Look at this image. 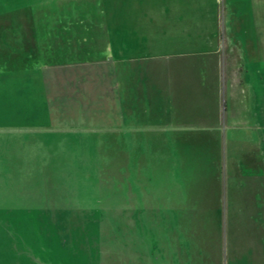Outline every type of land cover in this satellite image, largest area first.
<instances>
[{"label": "rangeland", "instance_id": "374dc122", "mask_svg": "<svg viewBox=\"0 0 264 264\" xmlns=\"http://www.w3.org/2000/svg\"><path fill=\"white\" fill-rule=\"evenodd\" d=\"M90 1L0 0V264H264V92L205 135L128 118L124 100L128 60L238 67L248 36L264 42V0L158 17L139 52L124 0Z\"/></svg>", "mask_w": 264, "mask_h": 264}, {"label": "crops", "instance_id": "0c3cea01", "mask_svg": "<svg viewBox=\"0 0 264 264\" xmlns=\"http://www.w3.org/2000/svg\"><path fill=\"white\" fill-rule=\"evenodd\" d=\"M99 1L91 0L90 2L92 5H97ZM184 1L185 3L183 0H124V24L127 23V30L124 28V37H136L137 51L139 52L145 48L140 39L147 37L150 39L158 33V31H154L156 30L155 20H158V17H182L184 14L187 16L194 7H197L196 13H200L201 17H218L216 11L212 12L208 0H201V2L199 0H194L195 2L193 0ZM212 2L216 4L218 0H212ZM132 4L135 6L134 8H132ZM257 14V11H252L245 16L258 17ZM108 15L104 13L105 17ZM224 16L226 17L227 14ZM245 16L231 13L230 17ZM128 23L133 27L136 26L137 31L134 33L132 29L130 31ZM131 34L135 35L132 36ZM91 36L90 34L89 37ZM248 37L250 39L248 42L250 53L244 54L242 52L243 55H247V59L238 67H235V63L230 65V63L219 61L216 53L218 51L210 53L212 55H206V60L203 58L204 60L201 59L202 62H190L186 58L185 61L169 63L168 66L154 61L153 57H147L145 61H139L140 58H138L137 61L128 60L126 63L124 62V69L134 71L130 73L129 83L127 85L124 83V100L133 104L128 105L127 109L130 114L128 113L129 115L126 117L144 121L151 126L159 125L167 128L177 120L183 124H188L192 120V124L203 125L202 128L196 130L198 135H205V133L209 134L214 131L209 129L210 125L206 123V120L210 121L216 118L215 127L218 132H224L226 128L231 131L237 127V123H232L234 118L238 122L236 117H239V121L243 124L244 120L250 117V109H253L252 101L264 92V65L260 64L264 60V46L262 45L264 42L260 41L262 36H257V34H251ZM127 45V43L126 46L124 44V50L130 52L131 46L128 45L127 47ZM144 53H149V51L145 50ZM237 68V75L230 74L231 69ZM158 70L162 72H155ZM226 100L228 109L222 114V111L225 110L222 102L225 103ZM232 101L238 103V116L235 117L232 116V112L230 113ZM228 114L230 115L228 116ZM259 116L264 118V112L259 113ZM241 118L246 119L241 120ZM187 121L189 122L187 123ZM256 126H259L260 129L254 130L251 126L248 131L254 134L257 133L256 131L261 133L262 127L260 126L262 125L257 123ZM183 132L187 133L188 131L184 130ZM165 138L168 145L174 140L169 136ZM214 143L216 149H219V142ZM254 145L260 149L261 143H254Z\"/></svg>", "mask_w": 264, "mask_h": 264}]
</instances>
